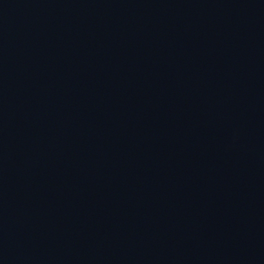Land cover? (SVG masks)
Segmentation results:
<instances>
[{
  "label": "water",
  "instance_id": "1",
  "mask_svg": "<svg viewBox=\"0 0 264 264\" xmlns=\"http://www.w3.org/2000/svg\"><path fill=\"white\" fill-rule=\"evenodd\" d=\"M0 264H264V0H0Z\"/></svg>",
  "mask_w": 264,
  "mask_h": 264
}]
</instances>
